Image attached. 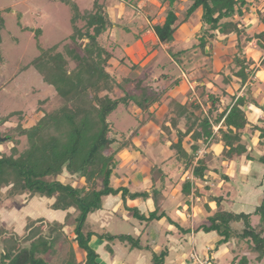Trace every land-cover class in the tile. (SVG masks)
Masks as SVG:
<instances>
[{"label": "trees", "instance_id": "obj_1", "mask_svg": "<svg viewBox=\"0 0 264 264\" xmlns=\"http://www.w3.org/2000/svg\"><path fill=\"white\" fill-rule=\"evenodd\" d=\"M60 1L68 3L73 11L74 30L70 35V41L41 50L42 53L29 66L33 65L45 83L53 86L61 104L49 110L46 107L49 99L46 98L41 100L32 112L16 111L4 119L5 121L17 117L19 122L10 128L11 131L17 132L15 137L8 136V141L13 145L7 150L0 148V196L3 188L8 187L10 195L29 193L33 197L53 198L51 208L67 213L63 222L59 220L50 222L43 217L32 219L26 225L24 236L8 228L0 230L2 245L0 264H48L45 256L55 253L59 243L68 241L69 236L65 227L72 216L75 219V241L83 250L84 258L82 261L78 260L75 248L71 247L62 264H101L99 253L91 245L94 235L109 242L107 245L109 251H112L111 242L116 239L128 243L132 248H141L139 237L86 231V222L92 213L103 208L104 199L110 195H119L124 202L128 198H146L151 193L157 197L166 184L165 174L160 185L157 184V173L160 171L163 173L161 164L158 163L152 166L154 184L150 191L132 193L127 186L114 187L112 176L119 165L116 155L124 148L130 147L133 135L148 121L155 119L163 103V96L168 89L178 86L181 79L164 73L157 80H148V89H143L138 81L135 92L127 91L120 98L113 97L115 89L123 88L124 84L119 83L108 70L112 54L99 40L112 25L109 12L97 0L94 10L84 12L80 10L76 1ZM165 1L169 2L171 9L162 24L154 25L159 41L172 45L178 27L188 21L198 9H202L203 32H199L198 47L206 52V48L212 46L219 34L227 37L231 34L238 35L236 51L229 64L230 71L228 75L223 74V81L228 84L236 79L241 87L244 86L258 68L255 60L248 58L242 49V35L244 34L248 41L256 38L258 46L264 51V30L255 35H249L246 30H242L244 25L241 19L250 10L253 2L189 0L191 4L187 7L186 16L178 23L180 16L174 9L178 0ZM257 14L264 22V7L258 9ZM79 22L85 24L80 26ZM2 23L3 18L0 15V31ZM185 51L187 50L182 49L174 55H181ZM199 88L202 89L201 101L198 98L185 103L175 99L170 101L169 109L163 113L160 139L173 150L170 160L177 164V171L182 170L188 177L189 173H192L194 177L205 181L212 169L207 164L206 155L198 157L202 146L220 141L224 146L223 160H239L244 154L249 161L256 159L243 139L244 129L250 122L244 106L248 101L254 102L255 99L248 87L244 95L237 97V94H234L232 102L222 106V94L207 92L206 85ZM120 103L129 106L136 103L144 111V117L139 125L128 135L117 130L109 118V114ZM156 103L159 107H154ZM30 120H33V123L27 125ZM216 126H220L217 131ZM255 129L260 132L259 142L262 143L264 128L255 126ZM22 137H25L26 141L20 148ZM186 141L189 142L188 146L185 144ZM1 144L0 142V147ZM110 146L111 150L108 151ZM259 159L264 161V155ZM65 171L71 176L78 175L84 178L86 184L78 187L72 182L63 181L61 177ZM219 171L221 170L218 169ZM228 177L230 178L229 175ZM171 180L174 184L178 182L173 178ZM181 187L182 192L189 196L193 188L191 179L186 178ZM195 194L200 196L203 192L197 188ZM223 200V195L213 193L209 195V200L205 203L209 225L200 224L195 230L217 232L219 239L214 249L234 238L245 241L256 255L255 264H264V194L255 210L250 212L227 209L222 204ZM72 208L76 214L71 212ZM128 209L142 221L167 216L165 211L160 212L158 208L151 211L148 216L141 213L138 207ZM255 216L258 217V226L252 221ZM239 222L243 223L241 229L234 226V223ZM166 253L163 251L161 254H154L157 264H163ZM249 262V258L243 255L241 258L235 257L231 264Z\"/></svg>", "mask_w": 264, "mask_h": 264}, {"label": "crops", "instance_id": "obj_2", "mask_svg": "<svg viewBox=\"0 0 264 264\" xmlns=\"http://www.w3.org/2000/svg\"><path fill=\"white\" fill-rule=\"evenodd\" d=\"M75 1L77 2V0ZM97 1L106 7L112 20L111 27H109L108 30L101 36L111 30V34L109 36L110 39L111 35L115 36L116 30L119 28H124V30L130 29V26L143 28L141 30V35L136 37V47L125 40L123 41L124 44L128 45L124 51L126 56L124 59L122 58L123 61L115 60L117 57H115L113 51L109 49L112 57L109 60L108 70L111 72L110 67L114 69V73H111L116 77L119 83L124 84L123 88L118 87L115 89V94L118 91L125 90L135 92L136 82L140 79L135 81V77L137 76H131L129 75L130 73L126 75L121 74V72L124 71L123 69H127L129 66L125 64V59L130 54L135 59V63H138L139 61L150 63L152 60L157 58V54L155 53L156 49H154V47L158 45H161L164 48L166 46H171L160 42L154 30V25L162 24L164 22L171 6L169 5V2L165 0H125L120 2L116 0ZM251 1L253 4L251 5L250 10L241 19L244 25L242 30H246L249 35H255L256 33L264 30V22L260 20V17L257 14L258 9L264 7V0ZM133 2H135V4L137 3L134 10L130 8V6L133 5ZM179 3H182V5L185 3L183 5L185 8L191 4L189 0H178L174 5L175 11ZM116 9L120 10L118 18L120 22L124 24L118 23V18L112 16L113 10L115 13ZM86 11H89V9ZM176 13L181 17L180 12L176 11ZM201 16L202 9H198L188 19V21L183 23V38L185 40L193 32L192 30L195 27V21L201 22ZM201 26L202 23L200 24V27ZM242 36L246 37L244 34ZM238 39L239 36L236 34H231L228 37L223 34H219L214 40L217 41L218 44H223L222 46L224 48H220V51L222 53L228 51V53H226L228 55L223 57V54H220V51L218 53L215 52L213 55L212 65L215 64L219 67V74L215 75L218 76V78L220 77V79L217 78L218 80L215 81V78H212L213 75L209 74V80L207 79L205 85L207 87V92L222 94V106H226L232 102V95L237 94V97L244 95L247 88H250V94L255 99V103L253 101H248L244 106L250 122L244 129L243 139L247 143L252 155H255L256 159L249 161L246 159V155L244 154L239 158V160H223L222 156L224 146L220 141H218L209 146H204L205 154L201 155H206L207 164L209 168L212 169L209 172L210 175L206 178L207 180L202 181L194 177L192 173H189L188 177L187 174L182 173V170H176L177 164H173V160H170L173 156V150L170 148L169 144L163 143L160 139V127L163 122V113L165 110H168L169 103L172 99L185 103L188 101V95H190L193 99L198 98L201 101L200 93L202 89L198 88L196 91L192 85L193 83L190 82L188 76L184 73L187 77L189 88L187 90L185 89V91L182 89V85L186 82L184 78L183 80H180V85L173 89H168L162 98V105L160 107L157 103L154 105V107L160 108V110L156 113L157 116H155V119L148 121L140 128L137 135L139 141L135 140V147L126 151L122 150L116 155L119 161L118 167L126 170L123 174L125 180L123 179L124 181L122 180L116 183L119 184L118 186H127L132 193L143 192L145 190L150 191L154 184L151 173L152 166L155 163H158L161 164V168L163 169V173L161 171L157 173L158 185H160L161 178H163V175L165 174L164 179L166 184L163 191L157 197H154L150 192L151 195L146 198H128L126 202H124L119 195H110L104 199L103 208L92 213L88 218L92 221L91 224L93 226V228L89 230L98 234L109 232L110 234L115 235L130 233H115L109 231V226L114 216L119 215L123 218H127V221L133 225V234L130 235L139 237L142 247L132 248L128 243L116 239L111 242L112 251H109L107 248L109 242L106 239H102L94 235L91 240V245L99 253V261L101 264H157V261L154 259V254H161L163 251L167 252L163 264H194L191 259V253L193 252L199 255L202 261H207V264H231L235 257L241 258L243 255H246L249 258V264H255L254 259L256 255L250 248L248 249L249 252H246L243 248L244 244L249 246L247 242L234 238L228 243L221 245L218 249H214L215 243L219 239L217 232L213 231L207 233L203 230H195V228L200 224L209 225L205 203L209 200L210 194L213 193L219 196L223 195L224 200L222 201V204L227 209H231L236 212H248L245 210V207L248 208L252 206L251 197H253V195H251L250 191L255 188L254 182L258 180L259 174L262 176L260 178V185L261 187L264 186V161L259 159V157L264 155V139H262V143L259 142L260 132L255 129V126L264 128V51H262V49L258 46L256 38L248 41L246 38L242 40L241 37L242 43L246 44L244 47L245 55L248 58L254 59L256 67L258 68L255 73L249 77L247 83L242 87L236 79H233L230 83L225 84L223 81V74L228 75L230 70H227L226 72V70H224L225 64H221V66L218 64V58L220 59V57H223V59L228 62L227 66L229 67V62H232L233 60L229 54L233 52V47L236 48L235 45L237 44ZM104 45L108 47L105 43ZM147 46H150L151 50L149 53L150 57L148 59V55H145ZM185 49L187 51L182 53L184 60H190L192 58L191 53L194 55L196 53L195 48L190 49L188 46ZM251 51L252 53H250ZM216 53L220 57L217 56ZM172 60L176 59L173 58ZM129 69L131 70L132 68ZM164 73L167 72L165 71ZM180 77V75L176 76V78ZM145 79H143L144 85H147L148 80ZM128 85L131 86L132 90L128 87ZM129 107H137V104L134 103ZM135 116H137L139 120L142 119L139 114L135 113ZM27 125L30 124L27 123ZM151 126H154L157 131L146 133V130L148 131ZM219 127L220 126H216L215 130L217 131ZM201 156L198 154V157ZM218 169L221 171L218 172ZM116 173L117 169L115 170L113 176H115ZM218 176H220V180L217 181L218 183L210 184V182L217 179ZM171 178L178 181L177 184H174ZM186 178H190L193 184L192 192L189 196L182 192L181 187ZM197 188L203 192V195L196 196L195 193ZM229 191L230 193H228ZM261 196L262 195L259 197L261 198ZM211 205H213V203H211ZM256 206L257 204L255 205V208ZM128 207H138L141 210V213H144L147 216L151 211L158 208L160 212L165 211L167 216L161 219H154L152 221H142L136 218ZM66 213L67 212H65V215ZM64 218L65 217L62 215V219ZM62 219H60V221ZM91 224H89V226ZM189 228H191L190 231H187ZM86 231L88 230L86 229Z\"/></svg>", "mask_w": 264, "mask_h": 264}, {"label": "rangeland", "instance_id": "obj_3", "mask_svg": "<svg viewBox=\"0 0 264 264\" xmlns=\"http://www.w3.org/2000/svg\"><path fill=\"white\" fill-rule=\"evenodd\" d=\"M72 1L75 2V0ZM116 1L120 2L125 0ZM77 2L82 11H86L88 9L89 11H92L96 5V0H77ZM133 5L130 6L132 10L135 9V5H137V3L135 4V2H133ZM183 5L182 3H179L176 9V11L181 13L178 23L183 17L186 16L187 8L183 7ZM119 14L120 10L116 9L115 13L113 10L112 16L118 18ZM0 15L3 18V27L0 31V119L3 118V120H0V135L6 139L0 141L2 143L0 148L7 150L9 146L13 145L8 141V136H17V132L11 131L10 128L15 127L19 121L17 117H12L11 119H6L4 121L5 118L9 117L13 112L16 111L30 113L37 108L41 100L46 98L49 99L48 103L46 104V107L49 110L57 108L61 104V101L56 95V91L53 86L45 83L39 71L33 65L29 66V64L37 56H39L40 53H42L41 50L48 49L57 43L62 42V44H65L69 42L70 35L72 34L74 28L72 23L73 11L71 6L68 3L60 0H0ZM117 22L124 24L120 22L119 18ZM84 24V22H79L80 26H83ZM200 24V21H195V27L192 30L193 32L188 36V38H186V40L183 38V24H181L175 32L176 39L170 46L171 48L168 46L164 48L161 45L154 47V49H156L155 53L157 54V58L152 60L150 63H146L145 61H139L138 63H135V59L129 54L125 59V64L129 66L127 69H123L124 71H122L121 74L126 75L130 73L129 75L131 76H137L135 77V81L140 79L139 82L143 89L149 88V86H147L148 84H143V79L146 78L145 80H157L159 77L163 76L165 71L167 72L166 74H172L175 77L180 75L181 80L185 78L186 82L182 85V89L184 91L185 89L187 90L189 88V83H187V77L184 75V73H186L190 82L193 83L192 85L196 91L198 90L199 86L205 85L207 79L209 80V74L213 75L212 78H215V81L220 79V77L218 78V76H216L219 74V67L215 64L212 65V60L215 52L218 53L220 48H224L222 46L223 44H218L217 41H214L212 46H208L206 48V52L198 47L200 43V40L198 39L199 32H203V29L201 30ZM142 29V27L138 28L136 26H130V29L126 30H124V28H119L116 30L115 36L111 35L109 39L111 34L110 30L108 33L101 36L99 40L101 43H105L108 46V50L110 49L113 51L115 57H117L115 60H122V58L124 59L126 56L124 51L128 46L124 44L123 41L125 40L136 47V37L141 35ZM244 39L245 37L242 36V40ZM188 46L190 49L195 48L196 52L195 55L191 53L192 58L190 60H184V56L182 54L176 56L174 55V53H177V51L185 49ZM241 46L242 49H244L246 44L242 43ZM235 49L236 48L233 47V52L229 54L232 59ZM150 51V46H147V50L145 52V55H148L147 59L150 57ZM217 53L216 55L219 56ZM226 53H228V51H225L224 53L220 51V54H223V57L228 55ZM250 53H252V51ZM223 57H220V59L218 58V64L219 66H221V64H225L226 67L224 66V70L227 72L230 67L227 66L228 62L223 59ZM173 58L176 60H172ZM129 68L132 69L130 70ZM110 70L114 73V69L110 67ZM128 87L131 89L130 85H128ZM126 92V90L118 91L116 94L113 93L112 96L115 98H120L124 96ZM188 96V101L193 100L192 96ZM139 100L141 99L139 98ZM135 113L139 114L141 118L144 117V111L138 104L137 107L130 108L129 105L120 103L118 107L109 114V118L115 124L117 130L125 132L128 135L140 123V120L137 116H135ZM155 116H157V114ZM32 123L33 120H30L29 124ZM156 131L157 129L154 126H151L149 127L148 131L146 130V133ZM137 135L138 133L133 135L134 139L132 145L130 147L124 148L123 151L130 150L132 147H134V143H136L135 140L139 141ZM20 139L22 141L20 144L21 148L25 144L26 140L25 137ZM185 144L188 146L189 142L186 141ZM109 150H111V146L109 147L108 151ZM203 154H205L204 146H202L201 150L199 151L200 156ZM125 171L126 170L121 167L117 168V173L115 176H112L113 186L119 187V184L116 183L122 181L125 178L123 175ZM219 177L220 176H218L217 179L212 180L210 184H217V181L220 180ZM258 177V180L254 182L255 188L250 191L251 195H253V197H251L252 206L248 208L245 207V210L248 212H250L249 210H255V205H258L260 202L259 196L264 194V186L261 187L260 185V178L262 177L261 174H259ZM61 179L63 181L72 182L78 187H82L86 184V180L84 178H81L78 175L71 176L67 171L62 174ZM53 200L54 199L48 197H33L29 193L10 195L8 192V187L3 188L2 194L0 196V230L8 228L12 231H16L21 236H24L26 234V225L32 219L34 220L43 217L50 222L58 220L60 221V219H62V215L63 217L66 216V211H56L52 209L50 204L53 202ZM71 212H75L74 214H76L74 208L71 209ZM64 219L61 221L63 222ZM252 221L254 224H256V226H258L257 216H255ZM91 223L92 221L88 219L86 222L87 226L85 225L87 230L93 228ZM89 224L91 225L89 226ZM234 226L238 227V229H241L243 227V223H235ZM74 227L75 219L72 216L65 227L69 239L66 242L64 241L59 243L55 253L47 254L45 256L48 264H62L64 259L68 256V252L71 247L75 248L78 260H83L84 253L83 250L78 247L75 241L76 234L74 233ZM257 229L260 231L259 227ZM109 231L115 233L123 232L133 234V225L127 221V218L115 215L110 223ZM1 248L2 245L0 243V250ZM243 248L246 252H249L248 249L251 248V246L244 244ZM193 253H191V255Z\"/></svg>", "mask_w": 264, "mask_h": 264}, {"label": "built area", "instance_id": "obj_4", "mask_svg": "<svg viewBox=\"0 0 264 264\" xmlns=\"http://www.w3.org/2000/svg\"><path fill=\"white\" fill-rule=\"evenodd\" d=\"M191 259H193L194 264H207V261H202L199 255H197L196 253H193L191 255Z\"/></svg>", "mask_w": 264, "mask_h": 264}, {"label": "water", "instance_id": "obj_5", "mask_svg": "<svg viewBox=\"0 0 264 264\" xmlns=\"http://www.w3.org/2000/svg\"><path fill=\"white\" fill-rule=\"evenodd\" d=\"M6 140L3 136L0 135V141Z\"/></svg>", "mask_w": 264, "mask_h": 264}]
</instances>
